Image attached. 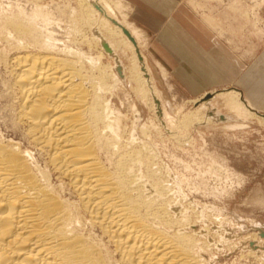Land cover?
Segmentation results:
<instances>
[{
	"label": "bare ground",
	"instance_id": "obj_1",
	"mask_svg": "<svg viewBox=\"0 0 264 264\" xmlns=\"http://www.w3.org/2000/svg\"><path fill=\"white\" fill-rule=\"evenodd\" d=\"M77 1L76 34L65 41L38 32L24 10L0 12V43L12 49L0 55L19 99L11 130L0 128V264H207L194 220L148 168L155 157L122 144V114L107 97L122 79L102 60L111 53L127 78L121 55L130 53L145 104L165 102L152 79L168 71L141 48L151 42L128 21L134 9L126 0ZM211 92L195 100L207 109L204 119L186 114L185 126L215 121L230 129L254 112L264 117L233 87ZM215 96L227 113L209 110ZM166 114L173 127L174 114Z\"/></svg>",
	"mask_w": 264,
	"mask_h": 264
},
{
	"label": "rangeland",
	"instance_id": "obj_2",
	"mask_svg": "<svg viewBox=\"0 0 264 264\" xmlns=\"http://www.w3.org/2000/svg\"><path fill=\"white\" fill-rule=\"evenodd\" d=\"M126 1L134 7L130 0ZM184 4H179V10L175 6L169 15L175 19L169 20L166 27L170 28L173 34L167 32L163 40L167 39V44L170 40L174 45H171L172 49L177 52H189L193 55L196 59L192 56L190 61L201 68L209 79H214L216 75L217 81L222 83L232 78L227 76L225 66L206 56L208 53L212 54L211 48H215L216 43L211 45L208 41V45H204L207 48L197 56L179 41L185 36L187 43L191 42L189 36L183 34L185 28L190 29L192 26V22L185 20L183 16H188V10L197 13L201 18L204 35L209 37L208 30H211L215 38L224 42L227 49L223 50L217 45L220 53L231 59L234 64L236 60L231 53H234L237 59L244 60L251 58L264 47V0H184ZM172 5L168 3L161 6L167 11ZM18 9L24 10L29 16L32 14L31 19L42 34L53 31L55 37L63 41L76 34V20L72 17L76 18L75 11L79 10L77 0H0L2 17L16 13ZM33 13L36 14L33 16ZM46 14L50 17L48 22L44 21ZM134 18V15L129 16L128 21L135 22ZM146 31L145 38L147 37L146 40L150 44L153 37ZM203 33L193 34L204 44L206 40ZM159 40L160 43L155 41L160 46L163 42L161 38ZM141 42V48L148 53L150 63L160 68L154 60L158 56L157 53L150 46L147 48L145 41ZM1 48H6V56L12 55L9 45L0 43V50ZM110 54L105 52L102 61L104 64L114 65L122 79V82L116 84L112 94H107L114 111H120L122 114L119 127V133L123 137L122 144H128V148L132 146L144 149L143 152H146L150 159L155 157L148 168L158 170L156 176L169 188V197L172 195L171 198L179 202L192 222L194 220L191 230L201 234L200 239L205 248L197 249L201 251L207 264H264V237L260 234L264 232V117L254 111L255 115L243 121L231 116V122L242 121L245 126L230 129L215 121L190 123L185 126L183 122L187 115L196 114L204 119L207 109H199V103L195 100L200 99L205 90L194 96L169 72L165 73L160 68L156 79L152 80L157 93L165 102L158 98L145 104L138 94L137 84L131 72L129 73L130 53L128 56L121 55L127 78L122 64L118 63L119 66L115 63L116 57L109 56ZM161 54L165 60L170 61L164 52ZM1 55L0 128L10 131L19 99L10 87L11 75L7 62ZM140 59L142 60V57ZM168 64L173 65L170 62ZM180 75L183 76V73ZM187 86L193 92L198 89L194 83ZM230 87L221 85L206 91L217 93ZM209 92L204 93L205 98L201 100L209 98ZM220 104L221 98L215 96L211 100L209 110L217 108L219 112L227 113ZM168 112L174 114L173 127L167 117ZM146 169L145 166L140 167L141 171H147Z\"/></svg>",
	"mask_w": 264,
	"mask_h": 264
},
{
	"label": "crops",
	"instance_id": "obj_3",
	"mask_svg": "<svg viewBox=\"0 0 264 264\" xmlns=\"http://www.w3.org/2000/svg\"><path fill=\"white\" fill-rule=\"evenodd\" d=\"M130 2L134 6L133 8L135 10L132 14V17L133 15L135 16V22L151 33L153 37L150 47L157 53L158 56H156V59H159L171 76L176 78V81L179 84H182L184 88L192 93V95L196 96L205 90L201 94L203 95L204 93L209 92L206 90H209L212 87L228 85L240 91L245 96V98L254 105L255 111L264 113V47H262L260 51H258L251 58H246L244 60L237 59L238 57L236 58V55L231 53L236 60V64H234L231 59L220 53L217 45H219L223 50L224 48L227 49V46L224 44V42L218 38H215V34L211 30H208L209 37L204 35L201 25V18L197 15V13H191V11L188 10V16L186 14L183 16L185 20L192 22L190 23L192 26L189 27L192 29L190 30L185 28L183 34L186 33V36H189L191 42L187 43L185 36H183L185 41L182 40L183 38L179 39V41L183 43V46L187 45V47L197 56L199 55V52H203L205 48H207L205 46L208 45V41L211 45H214L215 43L217 44L215 48H211L209 46L211 48L210 52L212 54L210 55V53L207 52L208 55L206 56H209L210 60L214 61L215 63L225 66L227 69V76L232 78L229 81H223L222 83H219V80L217 81L218 77H216V75L214 79H209L205 76L204 72L200 70L201 68H198L195 63L190 61L193 55H191L189 52H177L174 48L172 49V46L174 45L170 42V40H168V44L166 42L167 39L166 41L163 40L165 39L164 35H166L167 32L170 34V31L171 34H173L170 28L166 27V24L169 20L171 21L175 19L172 16L169 17V15L174 11L175 6L176 9H178L179 4H184V0H130ZM168 3H172V7L167 11L163 10L161 5ZM184 6L186 5L184 4ZM166 29L169 30L166 31ZM196 32L199 34L203 33L206 40L204 44L195 36V34H193ZM160 38L162 39L163 43H161L159 46L155 40L160 43ZM163 52L167 56V59H170V61H168L173 65L168 64L169 62L164 59L161 54ZM227 53H229V51H227ZM235 65L238 69H236ZM179 73H183V76ZM190 83H194L196 85L195 87H198V89L193 92L190 87L187 86ZM247 95H250L252 98Z\"/></svg>",
	"mask_w": 264,
	"mask_h": 264
},
{
	"label": "water",
	"instance_id": "obj_4",
	"mask_svg": "<svg viewBox=\"0 0 264 264\" xmlns=\"http://www.w3.org/2000/svg\"><path fill=\"white\" fill-rule=\"evenodd\" d=\"M260 234H261L262 237H264V232H261Z\"/></svg>",
	"mask_w": 264,
	"mask_h": 264
}]
</instances>
